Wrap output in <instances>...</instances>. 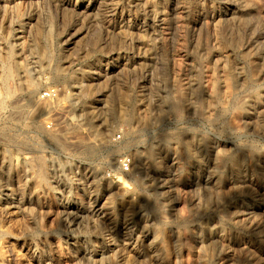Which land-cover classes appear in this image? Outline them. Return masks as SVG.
Returning <instances> with one entry per match:
<instances>
[{
  "label": "rangeland",
  "instance_id": "374dc122",
  "mask_svg": "<svg viewBox=\"0 0 264 264\" xmlns=\"http://www.w3.org/2000/svg\"><path fill=\"white\" fill-rule=\"evenodd\" d=\"M9 64L0 264H264V0H0Z\"/></svg>",
  "mask_w": 264,
  "mask_h": 264
},
{
  "label": "bare ground",
  "instance_id": "6f19581e",
  "mask_svg": "<svg viewBox=\"0 0 264 264\" xmlns=\"http://www.w3.org/2000/svg\"><path fill=\"white\" fill-rule=\"evenodd\" d=\"M229 8H231V6L229 7ZM162 9L164 10V8L162 7ZM224 9V8H223ZM154 11V10H153ZM158 11H159V9H158ZM166 11V10H165ZM156 12V11H155ZM167 12V11H166ZM159 14H160V12H158ZM163 13V12H162ZM164 14H167V13H164ZM158 15V14H157ZM156 16V15H155ZM154 16V17H155ZM211 16V15H210ZM215 16H216V14H215V12H214V14H213V18H215ZM232 16H233V14H232ZM157 18V17H156ZM155 18V19H156ZM167 19V18H166ZM216 19V18H215ZM216 23H217V19H216ZM14 53V52H13ZM11 57V56H10ZM58 68V67H57ZM61 70V69H60ZM58 71V70H57ZM12 73H13V69H12V67H11V65L9 64L8 66H5L4 67V69H3V78L2 79H0V83H2V85L4 86V92H3V90H0V108L1 107H3L4 105H5V103H6V97H8V95H10L11 94V92L13 91L12 90V87H10L9 85H8V80H9V78L11 79V77H12ZM27 73V72H26ZM28 80V79H27ZM32 80V79H31ZM2 87V86H1ZM3 88V87H2ZM215 90H214V99L215 100H218V99H220L219 98V94L218 93H220V92H218V88H220V86H219V84L218 83H216L215 84ZM1 89V88H0ZM32 90V89H31ZM224 92V91H223ZM64 95V94H63ZM63 95H61L62 97H60L59 95L58 96H56V97H53V98H48V100L49 101H46V99H45V102H43L44 100H42V101H38L37 100V103L35 104L36 106L33 108V111H32V113L30 114V117H32L31 119H35L36 117H38V115H39V113H41V112H46L47 111V113H48V111H50L52 108H53V105H52V103L54 104V101L56 102V103H58V101L60 100V99H64V97L66 96V94L63 96ZM31 97V96H30ZM32 98V97H31ZM31 98H28L27 100H26V103H27V105H29L30 103L32 104L33 102H31ZM10 99V98H9ZM34 99V98H33ZM215 100H213L214 102H215ZM222 100V99H221ZM62 101V100H61ZM212 101V100H211ZM212 101V102H213ZM8 102V101H7ZM210 102V101H209ZM218 102V101H217ZM220 102V101H219ZM55 103V104H56ZM61 103V102H60ZM30 104V105H31ZM209 104V103H208ZM214 104H216V103H214ZM220 104V103H219ZM223 104V103H222ZM224 104H226V102L224 103ZM16 104H14L13 106H15ZM56 105H59V104H56ZM56 105H54V107L56 106ZM11 106V105H10ZM21 106V105H20ZM20 106L19 105H16L15 106V108L16 107H19L20 108ZM23 106V105H22ZM21 106V107H22ZM25 106H26V104H25ZM25 106L24 107H22V110L23 109H25ZM7 107V106H6ZM11 108H13V107H11ZM206 108V107H205ZM225 109V108H224ZM18 110V112H20V110H21V108L20 109H17ZM21 110V111H22ZM1 111V110H0ZM15 112V111H14ZM24 113V110H23V112H21V114H23ZM89 113H90V116H92V117H94L93 115H92V112H90L89 111ZM94 114V113H93ZM222 114V113H221ZM9 115V114H8ZM11 115V114H10ZM13 115V114H12ZM26 116H27V114H26ZM41 116H42V114H41ZM22 119H25V117L24 118H22ZM37 119V118H36ZM92 119V118H91ZM185 119V118H184ZM95 121V120H94ZM137 124V123H136ZM142 124V123H141ZM133 126V125H132ZM134 127V126H133ZM132 128V127H131ZM135 128V127H134ZM106 129V128H105ZM103 131V130H102ZM107 132H108V130H107ZM102 138V137H101ZM107 139V138H106ZM220 150V149H219ZM222 150V149H221ZM117 151V150H116ZM152 151V150H151ZM223 152V151H222ZM142 155L140 154V161L142 160ZM234 158V157H233ZM41 161H42V159H40ZM234 160V159H233ZM232 160V161H233ZM40 161V163H41V165H42V162ZM236 161V160H235ZM44 163V162H43ZM43 169V168H42ZM41 169V170H42ZM44 171V170H43ZM139 174V173H138ZM108 182H110V181H108ZM109 185H111V184H109ZM120 185V184H119ZM12 186V185H11ZM113 186V185H112ZM134 187V186H133ZM114 188V187H113ZM112 189V188H111ZM110 190V189H109ZM131 190V189H130ZM256 198V197H255ZM2 199V198H1ZM13 199H14V197H13ZM15 200V199H14ZM252 201H254V200H252ZM15 201H13L12 203H14ZM17 204V206H18V204L19 203H16ZM98 205V203H97V199L95 198L92 202H91V208L92 209H94V212H93V215H96V216H99L100 215V213H101V209L100 208H98V207H96ZM14 206H16V205H14ZM255 207V206H254ZM252 208V207H251ZM256 209V208H255ZM253 210V209H252ZM62 212H64V214H65V219L67 220V221H72L73 220V218H72V215H73V209H72V204H71V202L70 201H68V202H66V204L63 206V208H62ZM203 240V239H202Z\"/></svg>",
  "mask_w": 264,
  "mask_h": 264
},
{
  "label": "built area",
  "instance_id": "2783aa9c",
  "mask_svg": "<svg viewBox=\"0 0 264 264\" xmlns=\"http://www.w3.org/2000/svg\"><path fill=\"white\" fill-rule=\"evenodd\" d=\"M60 93V88L56 87V86H51L46 88L44 91H42V93L40 94V97L42 99L45 98H53L58 96ZM132 164V160L130 156H124L122 158H120V169L123 171H128L131 167Z\"/></svg>",
  "mask_w": 264,
  "mask_h": 264
}]
</instances>
